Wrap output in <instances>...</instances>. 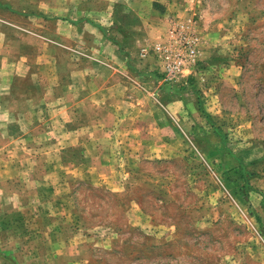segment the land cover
Returning a JSON list of instances; mask_svg holds the SVG:
<instances>
[{
    "label": "crops",
    "instance_id": "1",
    "mask_svg": "<svg viewBox=\"0 0 264 264\" xmlns=\"http://www.w3.org/2000/svg\"><path fill=\"white\" fill-rule=\"evenodd\" d=\"M171 11L167 0H0V264H74V233L55 205L68 192L44 182L59 168L67 179L113 177L101 166L126 163L125 141H246L249 117L208 110L197 78L165 83L142 57ZM201 40V57L217 53Z\"/></svg>",
    "mask_w": 264,
    "mask_h": 264
},
{
    "label": "rangeland",
    "instance_id": "2",
    "mask_svg": "<svg viewBox=\"0 0 264 264\" xmlns=\"http://www.w3.org/2000/svg\"><path fill=\"white\" fill-rule=\"evenodd\" d=\"M167 1L169 20L195 18L218 50L202 55L196 88L208 110L249 117L246 141H125L126 163L101 166L113 177L59 168L44 180L69 195L56 198L57 220L74 233V264H264V0Z\"/></svg>",
    "mask_w": 264,
    "mask_h": 264
},
{
    "label": "built area",
    "instance_id": "3",
    "mask_svg": "<svg viewBox=\"0 0 264 264\" xmlns=\"http://www.w3.org/2000/svg\"><path fill=\"white\" fill-rule=\"evenodd\" d=\"M201 36L195 18L169 20L163 35L142 47V57L152 56L165 83L179 84L195 77L201 61Z\"/></svg>",
    "mask_w": 264,
    "mask_h": 264
},
{
    "label": "trees",
    "instance_id": "4",
    "mask_svg": "<svg viewBox=\"0 0 264 264\" xmlns=\"http://www.w3.org/2000/svg\"><path fill=\"white\" fill-rule=\"evenodd\" d=\"M191 79H193V77L187 79L185 82H181V83H179V85H181V84H185V85L190 84V83H191V82H190ZM193 85H194V84H193Z\"/></svg>",
    "mask_w": 264,
    "mask_h": 264
}]
</instances>
